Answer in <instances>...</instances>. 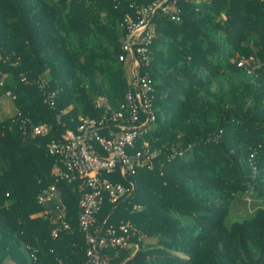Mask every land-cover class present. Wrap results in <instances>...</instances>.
I'll list each match as a JSON object with an SVG mask.
<instances>
[{"label": "trees", "instance_id": "trees-1", "mask_svg": "<svg viewBox=\"0 0 264 264\" xmlns=\"http://www.w3.org/2000/svg\"><path fill=\"white\" fill-rule=\"evenodd\" d=\"M153 1L0 0V96L14 95V113L0 118V264L84 262L77 183H58L72 232L53 238L37 201L60 168L47 142L100 117L98 96L124 102L123 18ZM176 9L178 19L154 15L141 64L154 86L153 170L134 175L131 195L105 200L95 225L128 220L145 233L133 256L107 251L112 264H264V0H179ZM40 123L47 135L24 132ZM105 176L123 181L118 169ZM246 194L251 214L230 220Z\"/></svg>", "mask_w": 264, "mask_h": 264}, {"label": "built area", "instance_id": "built-area-1", "mask_svg": "<svg viewBox=\"0 0 264 264\" xmlns=\"http://www.w3.org/2000/svg\"><path fill=\"white\" fill-rule=\"evenodd\" d=\"M178 1L154 0L135 8L134 16L123 18L124 55H120V59H128L132 69L124 102L114 108L106 97L98 96L96 105L104 108L100 117H80L76 127L65 128L57 138L47 142V154L57 159L60 168L54 173V182L38 195L37 201L43 207L52 202V207L44 208L42 214L54 225L51 231L53 238L61 230L72 232L58 183H77V221L86 244L82 264H112L111 255L107 253L110 249H126L133 256L145 243V233L131 221L99 227L95 225V215L105 200L115 204L133 193L136 186L133 177L139 170H153L154 158L160 151L149 140L157 117L154 86L149 75L141 73V64L142 61L148 63L154 15L162 12L169 14L171 19H178ZM6 95L14 98L10 91ZM50 130L48 124L40 123L31 124L24 132L31 138H37L47 135ZM117 169L123 181H112L105 176Z\"/></svg>", "mask_w": 264, "mask_h": 264}, {"label": "rangeland", "instance_id": "rangeland-1", "mask_svg": "<svg viewBox=\"0 0 264 264\" xmlns=\"http://www.w3.org/2000/svg\"><path fill=\"white\" fill-rule=\"evenodd\" d=\"M53 1V0H51ZM120 55H124V49L122 47V44L120 46V50L117 53V60L122 64L123 67V71H124V77L126 79V81L128 82L129 79H131L132 76V69H131V65L128 61V59L126 60H121L120 59ZM50 78V75L48 72H45L43 74H41V79L44 83H46L48 81V79ZM98 79L100 80H104V77H102L101 74L98 75ZM5 80V78H4ZM78 74H74L73 76V81L72 83L76 85V83H78ZM103 96V95H101ZM98 99V98H96ZM13 100L11 97L7 96L6 93L2 94L0 96V118H4L8 115H12L14 113V108H13ZM58 191L61 195V198H63V190H62V186L58 185ZM54 200L56 201L55 195H54ZM252 197L249 194H246L244 196L239 197L238 199H236L229 211V219L230 220H237V219H242L244 217H246L247 215L251 214V210L253 209V207L256 204L252 205H248V202H251ZM249 206V207H248ZM26 261L29 262V260L26 258ZM29 264V263H28Z\"/></svg>", "mask_w": 264, "mask_h": 264}, {"label": "crops", "instance_id": "crops-1", "mask_svg": "<svg viewBox=\"0 0 264 264\" xmlns=\"http://www.w3.org/2000/svg\"><path fill=\"white\" fill-rule=\"evenodd\" d=\"M52 207V202H47L46 204H45V206H44V208H51ZM3 264H17L16 262H14L12 259H10V258H7L4 262H3Z\"/></svg>", "mask_w": 264, "mask_h": 264}]
</instances>
